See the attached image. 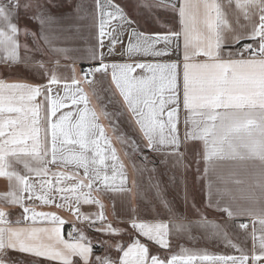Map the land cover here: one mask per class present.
I'll use <instances>...</instances> for the list:
<instances>
[{"label": "snow or ice", "instance_id": "snow-or-ice-1", "mask_svg": "<svg viewBox=\"0 0 264 264\" xmlns=\"http://www.w3.org/2000/svg\"><path fill=\"white\" fill-rule=\"evenodd\" d=\"M0 182V264H264V0H0Z\"/></svg>", "mask_w": 264, "mask_h": 264}, {"label": "crops", "instance_id": "crops-1", "mask_svg": "<svg viewBox=\"0 0 264 264\" xmlns=\"http://www.w3.org/2000/svg\"><path fill=\"white\" fill-rule=\"evenodd\" d=\"M93 43H94V40L89 35V32L87 30H85L82 33H80L78 36L75 37V39L69 40V41L66 42L67 46L78 47V48H81V49H83L85 51L87 50V47L90 46ZM66 63L67 64H71L72 61H70V60L69 61L61 60V65L66 64ZM76 67L79 68L80 65L77 64ZM122 127H123V125H122ZM181 131L183 132V125H181ZM149 155H151V154H149ZM152 159L153 160H156L157 158L155 156H152ZM201 167H203V165H201ZM129 169H131V163H129ZM147 176H148V173H144L142 176H138V179L142 183V188L143 189H146L147 188ZM161 179L163 181L167 182L168 177L167 176H163V177H161ZM189 180H190V178H189ZM129 181H131V171L130 170H129ZM0 183H2V182H0ZM188 187H189V191H192L191 182H189V186ZM195 193H196V197H197V200H196L197 204L198 205L199 204H202L203 203V199H204V194H203V191L201 190V186L199 184L196 185ZM166 194H167V196H168L169 199H172V198L175 197L176 198L175 202L179 205L180 210L181 211H185L184 202H183L182 199H180V197L183 195V189L181 187H179V186H177V187H171V186H169L168 189H167V193ZM149 195H151V193H149ZM115 206H116L117 211L119 212L120 209H121V202H120L119 199H117L115 201ZM85 210L87 211L89 209L88 208H85ZM62 215H66V213H62ZM206 215H207V217L209 219L220 220L222 218L221 217V213L216 212V211H213L210 208L207 210ZM66 231H67V229H65V234H66ZM88 234L90 236H92V237L99 238L93 232H89ZM196 234L199 235L200 233H196ZM240 238L243 239L242 234H241V237ZM175 242L176 243H181V242L182 243H185L188 247L195 246V247H198V248H207V249H209L212 252H221V253H224V252L231 251L230 249L225 248L223 244L217 246L215 244V242L209 243L206 240H200L195 245L188 244L187 241H175ZM249 244H250V241H249Z\"/></svg>", "mask_w": 264, "mask_h": 264}, {"label": "rangeland", "instance_id": "rangeland-1", "mask_svg": "<svg viewBox=\"0 0 264 264\" xmlns=\"http://www.w3.org/2000/svg\"><path fill=\"white\" fill-rule=\"evenodd\" d=\"M23 23V20H21V24Z\"/></svg>", "mask_w": 264, "mask_h": 264}]
</instances>
